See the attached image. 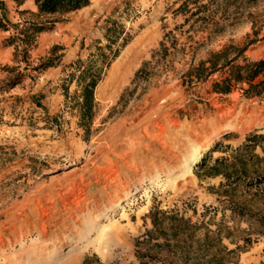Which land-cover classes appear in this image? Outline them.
<instances>
[{
  "label": "rangeland",
  "instance_id": "rangeland-1",
  "mask_svg": "<svg viewBox=\"0 0 264 264\" xmlns=\"http://www.w3.org/2000/svg\"><path fill=\"white\" fill-rule=\"evenodd\" d=\"M183 1L89 0L63 16H34V0H0L9 28L0 29V264L32 255H54L56 264H82L87 255L139 264L135 238L152 227L153 206L196 224L193 244L144 246L141 252L159 255L158 264H196L205 234L206 260L264 264V195L227 191L220 176L199 178L196 164L181 175L196 148L200 161L216 142L235 147L249 132H264V100L237 89L214 92L219 74L205 81L184 74L229 45L246 47V59L264 57V0H220L229 6L218 15L225 29L209 41L180 25ZM50 18L57 19L54 28L35 36L26 58L7 44L24 21ZM164 35L167 52L159 44ZM106 44L118 55L95 88L85 128L74 103L78 90L72 83L65 94L63 84L71 62L100 47L108 52ZM217 156L230 157L219 150ZM99 227V245L86 247Z\"/></svg>",
  "mask_w": 264,
  "mask_h": 264
},
{
  "label": "trees",
  "instance_id": "trees-1",
  "mask_svg": "<svg viewBox=\"0 0 264 264\" xmlns=\"http://www.w3.org/2000/svg\"><path fill=\"white\" fill-rule=\"evenodd\" d=\"M226 1L228 2V0ZM34 2L37 6V13H32L34 16L54 14L63 16L89 4V0H34ZM191 2L195 4V10L188 7ZM228 7L220 0H210L206 4L200 5L197 4L196 0H184L177 7L184 16L180 25H189V29L192 31L194 29L196 33L205 34L203 40L209 41L212 37L224 32L225 27L221 24V18L218 15L226 16ZM188 13L190 14L187 15ZM55 22H57L55 18L24 21L18 34L7 38V44L13 45L15 51L23 52L26 58L34 43L35 36L38 33L52 30ZM0 29L9 30L2 18H0ZM107 35L106 33L105 36ZM165 37L167 35H164L159 44L167 52L168 47L165 44L167 39ZM193 37L194 34L189 35L188 40H193ZM105 48H109V51L107 52L100 47L95 52L88 54L85 60L77 58L71 62L69 64L71 71L64 80L63 91L65 94H67L68 87L72 83L78 90L74 103L79 115V124H83L85 128L93 118L95 88L101 82L105 69L118 55V50L112 51L110 44H106ZM245 50L246 47L235 48L232 45L220 47L211 51L204 60H199L196 65L190 66L184 74L188 79H196L197 81H205L212 75L219 74L220 79L214 80L212 84L214 92L228 94L231 90L237 89L246 98L256 97L264 100V57L246 59L242 57ZM49 66L51 63H47L44 69ZM143 69L142 66L136 71L133 80L139 76ZM18 82L20 79L9 87H14ZM219 145L221 143L216 142L209 149L210 151L196 163L194 166L195 174L199 178L220 176L222 180L219 181L218 185L227 191L244 188L248 194L264 195V132H249L243 142L235 147L225 144L217 149ZM257 149H260L262 155L256 151ZM217 150L228 153L230 157L217 156L212 159V153ZM210 160L212 161L210 162ZM236 211L241 215L246 213L238 206ZM177 213L178 210L175 209L165 210L155 206L150 209L149 217L152 227L147 228L144 234L135 238V245L138 247V251L135 253L139 264H158L157 261L161 260L159 255L152 253L150 249L141 252L148 243L153 246L151 250L161 245L158 240H163L162 243L164 244L174 241L172 245L176 248L180 246L182 241L184 244H187L189 240H191V244L194 243V241L192 243L193 231L191 230L195 228L196 224H190L189 220ZM208 241V234H205L202 240L197 241V243L199 242L198 249L194 251L193 260L196 264L203 262L222 264L223 258L218 256H211L208 260L204 257L205 254L201 250L207 251ZM82 264H118V262L104 263L95 255H91V257L87 255Z\"/></svg>",
  "mask_w": 264,
  "mask_h": 264
},
{
  "label": "bare ground",
  "instance_id": "bare-ground-1",
  "mask_svg": "<svg viewBox=\"0 0 264 264\" xmlns=\"http://www.w3.org/2000/svg\"><path fill=\"white\" fill-rule=\"evenodd\" d=\"M202 155V150L196 148L192 157L190 158V160L186 163H184V165L182 166L183 171L181 175L184 174H190L192 171V166L194 164H196V162L200 159ZM97 232V238L94 240L89 241L86 244L87 246H91V245H99V238L100 236L103 234L104 232V227H99ZM102 233V234H101ZM99 236V237H98ZM54 255H46V256H41V255H37V256H28L27 258L24 259H19L16 264H56L57 263V258L53 257Z\"/></svg>",
  "mask_w": 264,
  "mask_h": 264
}]
</instances>
